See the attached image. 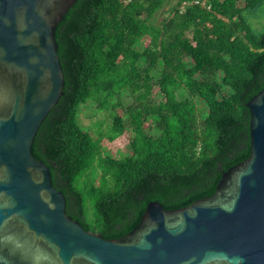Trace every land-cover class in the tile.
I'll list each match as a JSON object with an SVG mask.
<instances>
[{
    "label": "trees",
    "instance_id": "trees-1",
    "mask_svg": "<svg viewBox=\"0 0 264 264\" xmlns=\"http://www.w3.org/2000/svg\"><path fill=\"white\" fill-rule=\"evenodd\" d=\"M182 1L154 22L167 0H75L55 30L64 85L31 153L49 167L67 214L104 238L132 230L149 201L176 209L212 194L250 153L246 103L264 87V0H200L180 11ZM87 101L108 112L96 137L78 121ZM150 116L156 136L144 129ZM123 145L130 153L113 156Z\"/></svg>",
    "mask_w": 264,
    "mask_h": 264
},
{
    "label": "water",
    "instance_id": "water-1",
    "mask_svg": "<svg viewBox=\"0 0 264 264\" xmlns=\"http://www.w3.org/2000/svg\"><path fill=\"white\" fill-rule=\"evenodd\" d=\"M75 0H0V264H264V87L248 100V157L215 191L104 238L67 214L47 164L31 153L62 95L55 30Z\"/></svg>",
    "mask_w": 264,
    "mask_h": 264
},
{
    "label": "rangeland",
    "instance_id": "rangeland-1",
    "mask_svg": "<svg viewBox=\"0 0 264 264\" xmlns=\"http://www.w3.org/2000/svg\"><path fill=\"white\" fill-rule=\"evenodd\" d=\"M176 0H167V2L162 6L154 15L153 21L159 22L163 18H165L168 15V9L170 6L175 4ZM149 42L148 37H144L141 40L142 45H146ZM154 77H158L160 75V67H157L152 72ZM178 98H184L187 96V93L183 90L178 91ZM153 97L156 99L160 98V94L158 93V89L156 87L153 88ZM120 100L123 106H126L132 102V97L127 91H123L120 95ZM203 113L206 111L205 108H203ZM155 117L150 116L145 122H144V129L145 131L153 136H156L159 133V130L155 126ZM78 121L83 127V129L89 131L94 137L97 136V133L100 131L105 132L109 128L110 120L108 118V112L104 109H98L96 107V103L87 101L85 104L80 105L78 110ZM122 140L121 142H123ZM108 149V148H107ZM130 148L127 147V145H123L122 147L112 150V155L115 157H121L124 154L130 153ZM88 206H90L88 204ZM88 216L93 217L94 212L89 208L88 209Z\"/></svg>",
    "mask_w": 264,
    "mask_h": 264
},
{
    "label": "built area",
    "instance_id": "built-area-1",
    "mask_svg": "<svg viewBox=\"0 0 264 264\" xmlns=\"http://www.w3.org/2000/svg\"><path fill=\"white\" fill-rule=\"evenodd\" d=\"M124 1L127 2L129 0H124ZM199 2H200V0H184V1L181 2L180 6H179V9H180V11H183L188 4L199 3Z\"/></svg>",
    "mask_w": 264,
    "mask_h": 264
}]
</instances>
